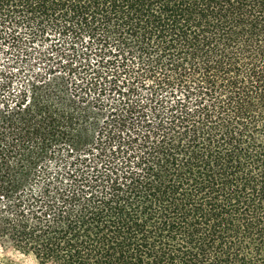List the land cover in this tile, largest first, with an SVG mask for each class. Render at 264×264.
<instances>
[{
  "label": "trees",
  "instance_id": "trees-1",
  "mask_svg": "<svg viewBox=\"0 0 264 264\" xmlns=\"http://www.w3.org/2000/svg\"><path fill=\"white\" fill-rule=\"evenodd\" d=\"M1 50V243L264 264V0H0Z\"/></svg>",
  "mask_w": 264,
  "mask_h": 264
},
{
  "label": "rangeland",
  "instance_id": "rangeland-1",
  "mask_svg": "<svg viewBox=\"0 0 264 264\" xmlns=\"http://www.w3.org/2000/svg\"><path fill=\"white\" fill-rule=\"evenodd\" d=\"M9 54L6 51H0V67L6 64ZM35 56L32 55L31 59ZM0 261L5 264H37L33 257L17 250L7 243L0 242Z\"/></svg>",
  "mask_w": 264,
  "mask_h": 264
}]
</instances>
